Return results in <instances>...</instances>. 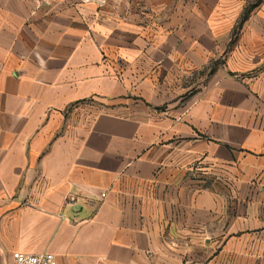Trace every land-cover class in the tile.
Returning a JSON list of instances; mask_svg holds the SVG:
<instances>
[{
	"label": "crops",
	"instance_id": "1",
	"mask_svg": "<svg viewBox=\"0 0 264 264\" xmlns=\"http://www.w3.org/2000/svg\"><path fill=\"white\" fill-rule=\"evenodd\" d=\"M242 1L0 0V264H264L261 58L188 79Z\"/></svg>",
	"mask_w": 264,
	"mask_h": 264
},
{
	"label": "rangeland",
	"instance_id": "2",
	"mask_svg": "<svg viewBox=\"0 0 264 264\" xmlns=\"http://www.w3.org/2000/svg\"><path fill=\"white\" fill-rule=\"evenodd\" d=\"M123 1L124 2H119V4L111 3L109 5L111 20L114 19L113 17L115 16L112 17V15L116 14L118 7V10L123 9L125 12L132 8L133 5L140 8L142 7L139 0ZM241 4L240 16L236 19L234 18L235 20L231 19L232 22L234 20V23L232 24L233 29L229 34L227 41L224 42L222 40V42L218 43L221 48L217 51L216 56L208 62V64L204 67V70L199 71V73L193 72V74L188 77L190 82L192 79L200 80L202 75L205 76V80L207 81V78L210 77L212 73L216 72L218 68L226 66L229 60L238 63L239 60L237 57H239L242 53L247 55V60H250V62H256L259 58H261V63L253 66L247 65L245 67H237L238 69H247L239 76L261 80L260 75L264 74V0H243ZM128 15L129 14H125V17ZM251 18L252 20H250ZM252 25L253 28L250 29ZM259 29H262L260 33ZM254 55H258V58ZM240 60L244 61V59ZM250 62L249 64H251ZM133 100H135V98L130 97L129 101L131 102ZM96 103L97 100H89L84 104L99 107Z\"/></svg>",
	"mask_w": 264,
	"mask_h": 264
},
{
	"label": "built area",
	"instance_id": "3",
	"mask_svg": "<svg viewBox=\"0 0 264 264\" xmlns=\"http://www.w3.org/2000/svg\"><path fill=\"white\" fill-rule=\"evenodd\" d=\"M69 203H75V199L70 197ZM14 264H59L56 256L52 253L25 254L21 252L12 253Z\"/></svg>",
	"mask_w": 264,
	"mask_h": 264
}]
</instances>
